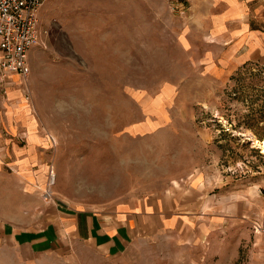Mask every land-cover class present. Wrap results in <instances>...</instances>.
<instances>
[{"label":"rangeland","instance_id":"374dc122","mask_svg":"<svg viewBox=\"0 0 264 264\" xmlns=\"http://www.w3.org/2000/svg\"><path fill=\"white\" fill-rule=\"evenodd\" d=\"M196 4L46 0L28 79L0 73V132L43 150L0 166V264H264V53ZM116 210L146 212L116 251L66 231Z\"/></svg>","mask_w":264,"mask_h":264},{"label":"crops","instance_id":"0c3cea01","mask_svg":"<svg viewBox=\"0 0 264 264\" xmlns=\"http://www.w3.org/2000/svg\"><path fill=\"white\" fill-rule=\"evenodd\" d=\"M190 1L197 3L196 5L204 4V18L210 21L209 28L212 32L208 36L212 41L215 40L219 45H229L234 50L232 53L240 56L241 60H253L256 59L257 52L264 53V0ZM196 13L199 15L200 12ZM198 19H202L200 15ZM22 135H5L4 129L0 132V158H4L0 159V166L4 162L19 169L23 162V149L26 151V158L31 160L32 154L43 151L39 144L41 139L38 138L32 140L29 148H22ZM145 214V211H136L127 215L119 210L99 216L81 214L67 224L72 228H67L66 231L75 236H85L103 250L113 252L117 250L118 244H126L128 238H133L132 225L140 215ZM3 231L6 234V228ZM47 234L46 230L42 235ZM43 238L33 241L34 251L42 248L39 246L45 243Z\"/></svg>","mask_w":264,"mask_h":264},{"label":"built area","instance_id":"2783aa9c","mask_svg":"<svg viewBox=\"0 0 264 264\" xmlns=\"http://www.w3.org/2000/svg\"><path fill=\"white\" fill-rule=\"evenodd\" d=\"M46 0H0V73L5 78L31 73L30 54L42 37Z\"/></svg>","mask_w":264,"mask_h":264},{"label":"bare ground","instance_id":"6f19581e","mask_svg":"<svg viewBox=\"0 0 264 264\" xmlns=\"http://www.w3.org/2000/svg\"><path fill=\"white\" fill-rule=\"evenodd\" d=\"M250 140L253 142V145L255 147H258L262 150V152L264 153V139H258L255 136H251ZM182 187V186H181Z\"/></svg>","mask_w":264,"mask_h":264}]
</instances>
